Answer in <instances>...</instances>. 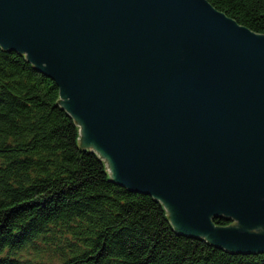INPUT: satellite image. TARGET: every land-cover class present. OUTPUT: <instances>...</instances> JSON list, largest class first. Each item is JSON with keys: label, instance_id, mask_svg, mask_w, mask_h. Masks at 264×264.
Masks as SVG:
<instances>
[{"label": "water", "instance_id": "obj_1", "mask_svg": "<svg viewBox=\"0 0 264 264\" xmlns=\"http://www.w3.org/2000/svg\"><path fill=\"white\" fill-rule=\"evenodd\" d=\"M0 46L57 82L81 143L175 229L264 251V34L209 0H0Z\"/></svg>", "mask_w": 264, "mask_h": 264}, {"label": "trees", "instance_id": "obj_2", "mask_svg": "<svg viewBox=\"0 0 264 264\" xmlns=\"http://www.w3.org/2000/svg\"><path fill=\"white\" fill-rule=\"evenodd\" d=\"M209 1L264 34V0ZM0 264H264V251L175 229L162 201L112 180L81 144L57 82L0 46Z\"/></svg>", "mask_w": 264, "mask_h": 264}, {"label": "rangeland", "instance_id": "obj_3", "mask_svg": "<svg viewBox=\"0 0 264 264\" xmlns=\"http://www.w3.org/2000/svg\"><path fill=\"white\" fill-rule=\"evenodd\" d=\"M80 141H81V135H80ZM82 144V143H81ZM83 145V144H82ZM85 146H87L88 148H91V149H95L96 150V148H94V147H91V146H88V145H85ZM96 151H98V150H96ZM103 159L106 161V164H107V166H108V168H109V161H108V159L107 158H105V157H103ZM109 170V169H108ZM169 213V212H168ZM254 230H256V229H254ZM257 230H260V229H257ZM45 256L47 257V254H45Z\"/></svg>", "mask_w": 264, "mask_h": 264}]
</instances>
